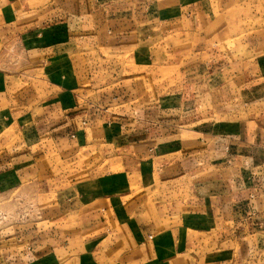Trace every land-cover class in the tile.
<instances>
[{
  "label": "crops",
  "instance_id": "0c3cea01",
  "mask_svg": "<svg viewBox=\"0 0 264 264\" xmlns=\"http://www.w3.org/2000/svg\"><path fill=\"white\" fill-rule=\"evenodd\" d=\"M92 1L107 17L101 27L111 38L110 58L86 61V72L68 65L72 84L45 82L43 98L20 113L6 74L0 77V194L51 172L47 161L37 163L44 147L79 164L63 185L43 190L52 194L51 208L35 230L0 232V264H264V52L255 55L259 80L239 82L251 74L219 49L241 36L248 26L241 22L259 18L257 2ZM231 1L238 15L224 18ZM11 22L0 17V46L20 33L28 52L59 64L76 44L62 26L49 25L40 38L34 33L43 25L19 30ZM131 30L134 53L125 51ZM248 36L245 45L255 51L258 37ZM223 58L230 62L222 65ZM101 61L108 62L103 69ZM183 64L187 77L203 79L186 82L192 97L181 100L188 85L161 94L162 69ZM150 74L159 96L134 97L136 88L126 85ZM212 74L216 80H204ZM9 123L15 137H2ZM113 158L121 168L105 164L107 172L92 175Z\"/></svg>",
  "mask_w": 264,
  "mask_h": 264
},
{
  "label": "rangeland",
  "instance_id": "374dc122",
  "mask_svg": "<svg viewBox=\"0 0 264 264\" xmlns=\"http://www.w3.org/2000/svg\"><path fill=\"white\" fill-rule=\"evenodd\" d=\"M126 1L128 2V0ZM254 1L258 4L257 9L259 18H247L245 21L241 22L244 23V25L248 23V26L242 30L243 33L241 36L236 39L235 37L233 39L228 37L219 45L221 53L226 55L225 58L234 60V58L238 57V61H241L240 68H243V70H246V72L251 74V77L246 75L237 78L239 82H244L249 79H256L258 81L257 74L258 76L260 75L255 55L264 52V19H262L264 14V0ZM247 2L248 1L246 0V2L241 3V8L246 6L245 3ZM11 3H13V5H10ZM231 3L229 4L233 5V7L229 11L222 13L224 18L231 19L232 16L237 17L238 15V13H233L235 11L232 10H234L239 3H237V1H231ZM7 7H16L17 11H9L10 8L7 9ZM0 8L3 10L0 12V17L3 15H5V17L7 16L8 19L12 20V24L19 27V30L20 27L27 28V26H31L33 23H35L34 26H38L39 23L43 25L40 26L42 30H38L34 34H40L38 37L41 38L44 36V32L47 31L44 28H47L49 25L50 27L55 26L56 29L58 26H62L63 28H66L67 33L70 32V34H66V37L72 36L73 39L75 38L76 42L75 45L74 43H72V46L67 45L69 50L65 53V58L61 59L64 60V62L57 64V62L38 58V55H34L33 52H28L29 49L27 50L25 43L21 40L22 34L20 35L19 33L11 39L10 37H3V44L0 46V77H3L2 73L6 74L5 78L7 80L9 93L17 98L18 113L26 110L28 105H31L35 100L43 98L42 90L45 88V82L55 83L56 87H63L64 82L71 85L73 76L71 70L69 71V68L72 67V64L75 63L76 70L82 69L86 72V61L94 63V61H97L98 59L110 58V49L108 44L105 43L111 38L107 37L109 34L105 32L106 27H101V24L106 26L107 22L105 20H107V17L99 8H97L95 2L92 0H1ZM120 15L122 14H116V16ZM235 26H237L236 23H234V27ZM5 28H9V26H5ZM137 30V35H142L144 29L139 28ZM132 31L133 30H131L130 33H133ZM236 31L238 32L239 28H237ZM126 34H129L127 29ZM248 35L258 37V39L252 41L254 44H257L255 45V51L252 50V46L245 45V39L248 40L252 37ZM229 36H236L235 29L231 31ZM136 37V34L133 33V39H131L130 44L127 45L126 43L125 51L136 52L138 49V45L135 42ZM239 39L241 40L239 41ZM236 40L241 44H239V42L236 44ZM47 46L49 45L44 43L38 48H45ZM35 47L36 46L33 48ZM120 49L123 50V45ZM119 52L121 53V51ZM122 58L121 55H117V60L120 62L119 65L125 63L121 62V60H123ZM225 58L221 60L222 65L230 62V60L225 61ZM107 65L108 62L101 61L97 68L103 69ZM231 66H234V64H230L228 67L231 68ZM212 68L208 67L210 71H212ZM184 69V64L182 66L173 65V68H163L161 71V77L158 78L159 81L163 82L162 88L159 86V81H157V83L155 82L156 79L153 77V74L144 78L135 77L134 79H131L130 82H134L135 86L127 84L126 88H136L137 95L134 93V97L138 96L140 99H152L154 96H159V94L155 92L159 88H161V94H163L171 85H173V90H185V86L188 85V93H186L187 89L180 93L181 100L184 101L185 97H192L193 94L191 91L189 92L191 86L186 82H189L191 79L195 82L203 80L201 77H187ZM76 70L73 69L72 71L75 72ZM102 72H104V70ZM212 75L213 76H211L210 79L209 77H206L204 80H208V82L216 80L217 78L214 74ZM84 77L86 80V75H84ZM80 83L85 87L89 84L88 81ZM155 83L157 86L156 89H154ZM118 85L119 84H117V86ZM52 91H56V89H50V93ZM50 100L58 101L59 97L53 99L50 98ZM248 110L250 111V109ZM180 114V112H175V119ZM243 115L246 114L243 113ZM13 120L14 118L10 120V123ZM10 123L9 125L7 124L4 130H2V137H15L14 129H16L17 126L10 125ZM44 151L46 155L38 156L36 158L37 163L39 166L47 161V168L51 170V172H48L45 175L39 173V176L32 180V183L24 182L26 184L23 183L13 190L0 194V232L10 228H18L24 231L29 230V228L35 230L38 226V219L41 218L42 213L48 208H51L49 204L51 202L52 194L45 193L43 190H48V188H50L49 186H51L50 189H55L60 185H63V183H61L63 176H73L74 173L69 172L72 169H75L76 166H79V164H77L74 167L73 165L76 163H66L65 160L60 157L54 149H52V147H44ZM105 164L108 165L107 167H110L109 169L111 170L121 168L119 166L120 160L118 158H113L105 160L104 165L94 170L92 175L101 177L102 173L107 172L109 169H106ZM68 168H71V170H68ZM64 169H66V171H64ZM130 198L131 196H128L125 199ZM126 205L128 206V204Z\"/></svg>",
  "mask_w": 264,
  "mask_h": 264
}]
</instances>
